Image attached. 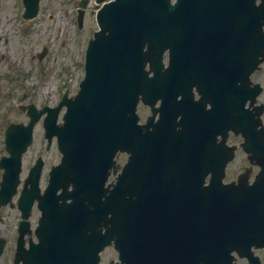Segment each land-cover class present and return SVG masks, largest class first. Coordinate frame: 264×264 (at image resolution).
<instances>
[{
    "label": "water",
    "instance_id": "water-1",
    "mask_svg": "<svg viewBox=\"0 0 264 264\" xmlns=\"http://www.w3.org/2000/svg\"><path fill=\"white\" fill-rule=\"evenodd\" d=\"M23 2L25 18L34 17L39 0ZM169 6L170 0H113L98 10L100 30L88 44L79 95L67 104L62 125L56 126V121L63 103L49 110L45 122L47 135L57 134L63 157L52 170L39 204L40 244L33 254L39 264H98V253L112 241L120 252V264H238L232 261L233 252L260 264L252 249L264 250V181L242 194L221 183L191 186L173 205L158 204L152 197L129 208L118 202L115 220L110 225L107 219L110 202L102 201V190L112 156L120 147V132L134 130L145 137L136 125L135 108L138 94L145 92L144 43L159 28L150 17L163 16V23L170 24ZM28 138L30 142V133ZM152 152V144L144 141L141 154ZM135 163L133 159L128 166L132 172ZM32 172L36 198L41 171ZM117 179L114 199L126 186L123 176ZM72 182L73 193L57 197V190L66 191ZM66 196L73 198V205L58 204Z\"/></svg>",
    "mask_w": 264,
    "mask_h": 264
},
{
    "label": "flooded vegetation",
    "instance_id": "flooded-vegetation-1",
    "mask_svg": "<svg viewBox=\"0 0 264 264\" xmlns=\"http://www.w3.org/2000/svg\"><path fill=\"white\" fill-rule=\"evenodd\" d=\"M170 10L172 33L160 40L161 56L145 63L148 96L137 107L140 124L149 122L143 131L154 145L153 168L143 169V156L137 154L140 137L134 130L121 132V139L134 149L123 147L127 151L116 156L120 170L131 153L137 154L142 169L135 181L127 180L120 196H109L112 210L115 202L129 207L146 202L151 194L172 205L191 186L206 187L222 177L242 194L264 165V0H171ZM8 43L0 37V47ZM4 58L0 48V59ZM10 82L0 71V89L4 86L7 98L18 90ZM21 114L24 119L0 118V188L2 160L13 156L10 149L15 148L12 143L7 147L6 136L19 135V125L29 121L26 112ZM38 129L43 135L42 121L34 133ZM3 162L14 169L12 162ZM33 164L22 166L16 193L0 206V264H23L15 261L18 249L37 243L40 212L33 203L26 210L19 206L22 190L31 184L26 180ZM115 178L107 177L110 188Z\"/></svg>",
    "mask_w": 264,
    "mask_h": 264
},
{
    "label": "rangeland",
    "instance_id": "rangeland-1",
    "mask_svg": "<svg viewBox=\"0 0 264 264\" xmlns=\"http://www.w3.org/2000/svg\"><path fill=\"white\" fill-rule=\"evenodd\" d=\"M79 1L42 0L39 16L25 24L21 16L22 1L3 0L0 10V37L9 39V43L0 47L6 55L4 59H0V71L12 76V79L9 78L10 83L18 88L21 97H25L24 101L20 97L17 100L19 94L13 92V97L5 98L6 89L3 86L0 90V118L24 119L14 102L24 104L30 101L41 106H54L64 90L69 88L74 93L84 71L86 44L97 30L96 2L88 0L85 27L79 31L76 25ZM44 47L48 52L40 62L37 56ZM11 90L12 88L7 92L11 93ZM43 141L41 129H38L36 141L26 154L24 164L27 168L44 152L47 166L41 182L45 186L49 168L60 162V156L55 147L46 152ZM103 257L102 264H109L113 258L112 251L109 250Z\"/></svg>",
    "mask_w": 264,
    "mask_h": 264
}]
</instances>
